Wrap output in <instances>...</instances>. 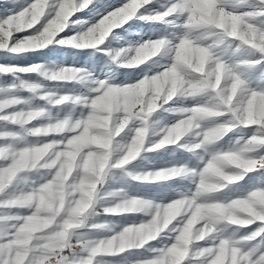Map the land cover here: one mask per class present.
I'll return each instance as SVG.
<instances>
[{
  "label": "snow or ice",
  "instance_id": "snow-or-ice-1",
  "mask_svg": "<svg viewBox=\"0 0 264 264\" xmlns=\"http://www.w3.org/2000/svg\"><path fill=\"white\" fill-rule=\"evenodd\" d=\"M156 0H0V52L15 56L36 53L52 62L53 70L42 66L19 68L0 65V76L13 73H39L49 83L87 85L84 95L35 96L48 110L79 106V116H65L47 126L36 123L45 109L16 110L29 101L10 95L15 85L0 87V210L23 209L26 215H0V264H95L99 256H115L139 250L167 230L171 243L153 249L152 258L137 264H264V250L246 242L264 239V87H255L249 73L258 71L264 80V0H255L251 11H240L247 0H167L164 10L146 16V6ZM143 9V11H140ZM124 17L120 26L134 19L146 23H164L178 28L172 39L149 38L133 48L103 52L108 44L76 46L71 38L84 32L85 25H103L105 18ZM99 17V18H98ZM43 18V19H42ZM74 20L79 27H67ZM180 21V23H176ZM39 24L38 27H35ZM134 27L128 24V28ZM127 29L121 33L123 35ZM24 34V35H20ZM59 34V35H58ZM210 42H207L209 41ZM101 48V55L90 51ZM47 50V51H45ZM246 51L247 55L237 58ZM119 68H138V72H120L134 83L115 84L111 77L117 69L105 67L104 57ZM166 60L161 64L160 59ZM121 58L122 61H121ZM80 67L66 66L65 62ZM151 61V63H147ZM159 68L158 71L154 70ZM108 77V78H105ZM30 94L40 85L21 82ZM174 98L191 99L190 108L167 109L181 119L163 130L162 139L149 151L177 146L193 129H201V141L183 145L193 153L216 145L234 129H250L247 139L236 141L239 147L214 151L197 172L185 166H173L154 173L137 175L136 181L165 182L173 178L190 179L194 190L180 193L167 204L142 198L122 197L123 202L103 210L105 215L141 213L151 209L150 219L139 225L123 227L110 237L73 245L70 235L80 229L84 218L96 215L98 185L109 170H121L135 161L145 147L150 117ZM116 119L114 124V118ZM139 122L130 143L123 146L122 157L110 162L114 138L130 122ZM47 130L38 134L37 130ZM50 134H63L59 141ZM26 137H35L29 143ZM20 143L13 144L11 142ZM45 170L42 183L33 182L27 192L10 194L17 179L33 170ZM239 170H242L240 172ZM236 184L235 198L220 200L217 193ZM78 177V178H77ZM59 194L53 197L51 193ZM122 190L108 193L118 196ZM85 206L83 212L78 210ZM244 221L236 223L235 220ZM13 221L11 228L5 227ZM261 222L241 241L222 238L227 227H247ZM223 224L224 228H217ZM171 226V227H169ZM97 229L104 224L94 226ZM207 238V239H206ZM209 241L211 243H209ZM199 242L207 246L195 247ZM241 244L242 247H237ZM76 248L84 253L73 259ZM247 248L248 250H244Z\"/></svg>",
  "mask_w": 264,
  "mask_h": 264
},
{
  "label": "rangeland",
  "instance_id": "rangeland-1",
  "mask_svg": "<svg viewBox=\"0 0 264 264\" xmlns=\"http://www.w3.org/2000/svg\"><path fill=\"white\" fill-rule=\"evenodd\" d=\"M27 2L31 3V0H27ZM166 4H167V0H156L155 7H153L152 5L146 6L148 8V11L145 12L144 15L150 16L155 14L156 12H162L164 8H162L161 5H166ZM255 7H256L255 0H247V3L243 8L240 9V11H251L254 10ZM140 11H143V9H141ZM261 20H264V18H261ZM92 23H95V21H92L87 25H85L84 30H86L87 27L91 26ZM176 23H180V21H176ZM128 24H133L134 27L128 28ZM128 24L122 26L121 29L113 30V33H111L109 37L106 38L105 43L108 44L109 46L108 48L103 49V52L112 53V52L122 51L123 49L133 48L138 43H142L145 40H148L149 38H151L152 40H155L160 37H167L168 39H172L174 36L180 34V30L178 28L168 27L164 23L153 24V23H146L144 21H141L140 19H134L133 21L128 22ZM38 26L39 24L35 27ZM67 27L77 28L79 27V24L76 21L70 19ZM125 29H127V32L121 35V33L124 32ZM20 35H24V34H20ZM207 42H210V40ZM73 51H90V52H94L96 55L102 54L100 46H97L96 50L69 49L68 54H71ZM7 55L8 53L0 52V65L11 64V65H16L19 68H26L29 66L40 65L42 66L41 72H50L53 70L52 62H50L46 57H42L36 53H28L25 56H15L9 58L8 60H4L3 57ZM246 55H247L246 51H242L241 53L238 54L237 58H243ZM122 59L123 58H121V61ZM156 59H160V56H158ZM119 62L120 61H118L117 63H113V61L109 59L108 56L104 57V63L106 68H108L109 70L117 69L115 75L111 77L112 82L115 84L134 83L135 82L134 79H131L129 77H121L120 72H138L139 67H144V66L142 65L139 66L138 68H132V69L119 68ZM160 62L161 64H163L166 62V60L160 59ZM147 63H151V61ZM65 64L66 66L80 67L78 65L71 64L68 61H66ZM154 70L158 71L159 68H156ZM249 78L252 81L253 87H255L257 83H259L261 87H264V80L260 78L258 71L250 72ZM21 82L38 84L40 85L41 91H38L36 94H30L27 91H24L20 88ZM10 85H15V90L12 93H10V95L29 101L27 105L17 106L16 110L27 109L28 107L45 109L44 117L36 122L44 126H47L49 120L55 121L57 119H63L65 116H69V115L73 117L79 116L82 109L79 106L73 107L71 105H67L62 110H58L56 108H52L48 110L44 102L40 101L39 99H36L35 96L40 95L42 92H47L48 94L53 96L61 95V94L84 95L88 90L87 85H77L75 87V91L73 92L72 91L73 85L71 83H59V82L49 83L39 73L25 75L23 73L17 72L7 76H0V87H7ZM194 103L195 101L191 99L174 98L173 102H170L169 105H165L163 108L159 109L156 113H154L150 117L149 134L146 136L145 147L142 149L141 154L137 157L135 161H132L129 163V165L124 166V169L121 170L113 169V170H109L106 173L105 177L103 178L102 184L98 185L99 191L97 193V203L94 208L96 215H89L88 217L84 218L82 227L80 229L73 230V232L70 235L69 238L70 242L74 246L78 244H82L85 241H96L102 238L104 239L109 237V236L106 237L99 236L98 232L100 231V229L94 227L95 225L104 223L99 220V217H96L98 215L97 207L100 201L102 202V200L105 201L109 198L108 193L113 191H118V189H120L118 183L120 182L121 179H122L121 182L124 180L122 183V186L124 185L123 187L126 188L130 185V187L127 188L129 191H131L133 188L131 192H134L135 195L132 194V198H142L145 201H150L156 204H167L170 199L174 200L178 198V194L189 193L190 191L194 190V185L192 184L190 179L177 177V178H173L170 181H165V182H143V181H136L133 179V177L137 175L154 173L157 170H164L171 168L173 166L176 167L185 166L190 170L195 169L198 172L203 167L201 158H203V161H207V159L209 158V154L211 152L224 151L231 149L233 147H239L240 145H237L236 141L240 140L241 144H243L244 141L243 139H241V137L247 139L248 135H250L251 132L250 129H245V130L234 129L233 132L226 134L222 138V140L214 146L207 147L204 149H197L193 153H189L183 150L182 147L183 145L192 146L201 141V136L199 135V132L204 127L210 126L211 122H207L204 125H202L201 129H193L186 137L182 138V141L179 142L177 146H165V148L163 149L149 151L148 150L149 148H154L155 144L158 143L160 139H162L163 130L166 127L173 125L179 119L183 118L179 114H173L167 109L190 108L193 106ZM116 119H119V116H116L114 118V124ZM138 124L139 122L137 121L130 122V124L126 127V129L119 136L114 138L113 155L110 159V162L115 161L116 159L122 157L123 146L130 143L131 138L133 137L134 131L137 128ZM61 135L63 134H50V137L45 139H50L52 136H55L56 141H59ZM35 139L37 138L35 137L25 138V140L29 143L33 142ZM11 143L15 145L20 142L13 141ZM239 171L242 172V170ZM44 174H45V170L41 169L39 171L33 170L32 172H29L24 176H20L17 179L14 187L9 189V193L19 194L20 192H27L29 188L32 186L33 182H37V183L43 182L41 181L40 177ZM248 175H256V173L253 172V173L244 174L240 181L235 182L232 185H229L227 188L223 189L221 193H217L216 198L220 200H224L226 198H235L234 193L236 195L239 194L236 192V184L237 183L242 184L244 180L247 179ZM127 179H128V183H126ZM135 186L136 188H134ZM58 194L59 193L57 191H53L51 193L53 197H56ZM106 197L107 199H105ZM104 208L106 207L104 206ZM151 211L152 210L149 209L143 213L141 212L143 216L137 220H134V222L132 221L130 223H134V225H139L141 222L148 221L150 219L148 213H150ZM26 214H27L26 211L23 209L14 208L10 210H0V215L23 216ZM13 223H14L13 221H8L5 227L10 229ZM107 223L108 222L105 221L104 224ZM259 226H261V222L253 223L252 225L247 227H240V226L227 227L222 233H220V235L222 236V238L229 239L230 241L233 242L241 241L243 237H245L247 234L251 233L252 231L256 230ZM217 228H224V225L219 224L217 225ZM168 243H171V240L168 239L167 230H165V233H161L158 239L149 242V244L145 245L143 248L139 250L134 249V250L126 251L122 255L117 254V256L115 255L114 257L99 256L95 259V264H137V261L152 258L154 255H156V253L152 251L153 249H161ZM209 243L211 242L209 241ZM246 243L248 244L249 248L253 245L259 244L261 250H264V239L257 238L255 241L246 242ZM201 246H207V245L205 244V242H199V244L194 246V248ZM236 246L242 247L241 244H237ZM244 250H248V249L245 248ZM82 255H84V253L76 249L75 247L70 252V256L73 259H78Z\"/></svg>",
  "mask_w": 264,
  "mask_h": 264
},
{
  "label": "bare ground",
  "instance_id": "bare-ground-1",
  "mask_svg": "<svg viewBox=\"0 0 264 264\" xmlns=\"http://www.w3.org/2000/svg\"><path fill=\"white\" fill-rule=\"evenodd\" d=\"M130 168V167H129ZM124 169V168H123ZM127 173V172H126ZM131 175V174H130ZM123 176V175H122ZM126 178V177H125ZM131 179V178H130ZM122 180V179H121ZM118 183V186L120 187V189L118 190H122L121 194L118 195V196H108L109 198L107 199V197L105 199V201L102 200V202L100 201L99 205H98V215L96 217H99V220L104 222L107 221L108 223L107 224H104L106 225L105 228L103 229H100V231L98 232V235L99 236H102V237H106V236H111L114 232H119L123 227L125 226H129V225H134V223H130V222H134V220H137L139 219L140 217L143 216V212L142 213H131V214H124V215H105L103 214V210L105 209L104 206L107 208V207H110V206H114L116 203H120V202H123L122 200V197H129V198H132V194L135 195L134 192H131L129 191L127 188L130 187V185L128 187H123L122 186V183L123 181ZM128 183V179L126 180ZM125 183V182H124ZM132 187V186H131ZM122 188V189H121ZM136 188V186L134 187ZM138 190V189H137ZM139 192V191H138ZM140 194V193H139ZM98 219V218H97ZM95 225V224H94ZM103 239V238H102ZM100 240V239H99ZM122 255V254H121ZM117 256V255H116ZM105 257V256H104ZM109 257V256H108ZM114 257V256H112ZM103 258V257H102ZM111 258V257H110ZM106 259V258H104ZM116 259V258H115ZM102 260V259H100Z\"/></svg>",
  "mask_w": 264,
  "mask_h": 264
},
{
  "label": "clouds",
  "instance_id": "clouds-1",
  "mask_svg": "<svg viewBox=\"0 0 264 264\" xmlns=\"http://www.w3.org/2000/svg\"><path fill=\"white\" fill-rule=\"evenodd\" d=\"M106 22L101 26H93L90 29L85 30L84 32L78 34L75 38L72 39V43L76 46H93L99 42H103V40L107 37V35L111 32L112 27L120 26L124 20V17L114 16L105 18ZM38 134H47V130H37ZM85 206H81L78 210L79 212H83ZM236 223H244L239 219L235 220Z\"/></svg>",
  "mask_w": 264,
  "mask_h": 264
}]
</instances>
